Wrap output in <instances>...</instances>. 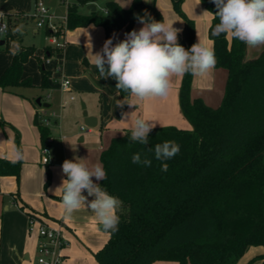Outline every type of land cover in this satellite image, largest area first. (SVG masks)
Instances as JSON below:
<instances>
[{"label": "trees", "instance_id": "obj_1", "mask_svg": "<svg viewBox=\"0 0 264 264\" xmlns=\"http://www.w3.org/2000/svg\"><path fill=\"white\" fill-rule=\"evenodd\" d=\"M98 1L67 3L66 28L100 26L105 41L113 33L117 38L122 30H130L145 12L156 21H163L159 8L143 0H131L126 8L115 0H106L101 12L83 13L79 9ZM199 1L211 13L207 37L217 58L215 68L226 70L222 99L217 107H210L200 97H192L193 75L187 73L181 76L178 105L190 128L156 126L149 134V143L143 146L130 143L126 130L101 151L100 162L107 178L97 183L118 197L122 206L117 213L118 231L106 232V242L93 253L97 264H152L157 260L235 264L250 246L264 248V49L247 58L245 43L230 35L212 36V29L219 22L213 15L217 9L211 0ZM181 2L173 0V5L186 19L188 35L183 40L178 34V42L189 49L194 44L195 27L181 11ZM4 16L6 32L0 34V52L7 50L9 40L20 46L23 35L12 15ZM52 50L47 49V53ZM32 56V46H20L19 54L13 56L0 75L3 91L32 86L28 78H22L23 65ZM48 75L41 68L39 87H47ZM118 93L120 100L127 96L121 90ZM34 123L44 143L48 127L37 115ZM168 140L176 141L180 152L165 161L168 169L162 171V162L147 152ZM136 152L147 154L151 166L133 164L131 157ZM21 164V159L0 157V176H14L18 181ZM253 259L264 264V253Z\"/></svg>", "mask_w": 264, "mask_h": 264}, {"label": "clouds", "instance_id": "obj_2", "mask_svg": "<svg viewBox=\"0 0 264 264\" xmlns=\"http://www.w3.org/2000/svg\"><path fill=\"white\" fill-rule=\"evenodd\" d=\"M217 11L213 14L219 22L212 29V36L230 35L249 47L264 46V0H211ZM205 11L204 13H207ZM203 13V14H204ZM2 16V13H0ZM142 27L124 34V39L113 43L116 34L104 41L102 48L92 54V63L100 77L116 81L115 87L127 93L117 107L138 106L139 102L151 98H166L172 88V78L187 73L193 76L209 74L217 64L213 48L200 42L189 49L178 42L181 31L173 23L156 21L150 14L137 17ZM19 31V29H17ZM6 32L0 26V34ZM20 46L13 42L9 50L18 55ZM122 121L128 123L130 143L147 145L149 134L156 127V121L146 120L135 112L121 113ZM180 152V145L174 140L155 144L148 149L154 158L162 162V171H167L168 161ZM16 160L23 158L16 151ZM143 155V158H142ZM136 165L150 167L152 160L147 154L136 152L131 157ZM62 204L64 213L70 217L75 211L86 208L91 211L105 232L118 231V210L122 201L110 195L98 181L107 178L102 163L89 164L86 159L74 157L64 160L62 165ZM93 178H95L94 182ZM86 191L87 195L83 193ZM88 197L93 199L88 200Z\"/></svg>", "mask_w": 264, "mask_h": 264}, {"label": "crops", "instance_id": "obj_3", "mask_svg": "<svg viewBox=\"0 0 264 264\" xmlns=\"http://www.w3.org/2000/svg\"><path fill=\"white\" fill-rule=\"evenodd\" d=\"M31 1L32 0H0V12H5L6 10L14 11L13 13H6L10 15L29 12V10L31 9ZM68 1L72 2L73 0ZM104 1L106 0H99V6H103ZM143 1L146 3H154L147 2L148 0ZM97 5L98 3H95V10H97ZM200 6L202 7V9H204L201 3ZM47 8L51 13L54 14L52 8H50L49 6H47ZM79 9L83 13H86L88 11L86 9V6ZM204 11L207 10L204 9ZM203 20H205V29L202 35L197 36L196 43L200 42L212 48V43L208 39L206 33L211 20V13H204ZM21 22L22 23L20 25V28L22 29L23 35L21 38L20 46L23 49L26 46L30 45H26L24 43V37L28 22H25L22 19ZM141 27L142 24L136 23L133 26V30H139V28ZM99 28L102 29V27L100 26L90 24L85 27H78L75 30L73 29V31L71 30L67 35L69 37H84L85 39L80 40L79 42L86 46L84 48V53H86L87 56L91 58L92 53L89 52L91 49L96 48L95 52L101 49L100 44L92 45L90 41L91 34L97 33V35H100L101 32ZM34 31L36 32V30ZM82 32H85L83 33L84 36L82 35ZM179 33V35L184 38L185 31L181 29ZM117 41H119V38H117L114 43H116ZM13 42L14 41H11L12 46ZM49 48H51L50 45L44 47L46 51ZM261 48L264 49V46L253 48L246 45V54L249 51L253 54H258L262 50ZM1 53L2 52H0V54ZM45 55L46 57L50 58V53L46 52ZM51 61L52 59L50 58L48 62L46 61V63L50 64ZM58 61L60 62L61 60L58 58ZM8 64L9 57L0 56V72L1 70L3 72ZM59 70H62L61 66L59 67ZM98 75L99 73L96 69L95 76L97 77ZM225 79L226 72L217 70L216 68H214L209 74H206L204 76H193L190 94L192 97H200L204 101V103L210 107H217L222 99ZM180 80L181 77L172 78V88L170 94L166 98H151L139 102L138 106L129 107L127 104H125L123 108L119 107L118 109L119 111H122L124 109V112L126 113L135 112V115L142 116L146 120L156 121V126L172 124L181 128H190L189 123L181 115L179 110L178 88ZM103 81L104 78L101 77V83ZM220 84L221 86H223V89L222 87L220 88ZM31 87H39V84L36 85L32 83ZM67 91H70V89ZM116 98L118 99V101L120 100L118 89L116 91ZM74 100L75 97L73 99L69 98V101ZM35 105H37L35 103V99L22 92L20 93V91L18 92V90H16L15 92H7L3 91L0 88L1 158L16 159L15 154L17 150H19L22 155H24V150L28 145L26 142H28L29 139L32 141V145L35 146V149L39 146V141L41 143L39 130L34 123L36 112ZM87 114L96 117V126L84 128V130L87 133H91V131L95 129L92 132L96 134L100 131L99 135L103 138V141L99 143L98 146H94L93 153H90L88 149V160L89 164L91 165L95 162L101 163V151L109 145L110 140L113 137L123 135L126 130H128L129 125L128 123L122 121V116L119 114L118 117L120 118V120L118 122H114L113 124L107 123L108 125H106L103 130H99L101 129V117L94 110H88ZM164 120H169L171 123L166 124L165 122L169 121ZM13 130H16V132H18L19 140L22 144L21 150L19 148L20 146H18L17 149H15L13 146ZM48 130V136L52 137V140L48 144H46L48 148V162H50L53 158V156H50V145L51 142H53L54 138L53 135L50 134L49 128ZM56 138L59 141H62L59 135ZM78 141L82 142L83 136L80 135ZM43 145L44 143H41V146ZM21 160L23 164V159ZM48 162H46L45 164H47ZM93 180L94 182H97L95 181V178H93ZM18 184L19 179L17 181L14 176H0V264H25L24 261L29 259V255L32 252L31 250H34L36 252L38 236L36 241L34 238H31L27 232L29 212L38 214L43 217V219L48 221V223L52 224L53 226H59L61 228L64 238L68 241V245L64 249L65 260L63 264H97V262H95L96 260L93 256V253L103 246L108 238V235L105 231L102 230V227L99 225V222L95 218V215L87 209V206L86 208L75 211L70 217H68L65 215L63 209L62 192L52 194V196H54L56 199H59L58 203L51 202L49 205H34L28 198L25 197L24 194L21 193L20 195ZM83 194L87 195L86 191ZM91 199H93V197H88V200ZM261 253H264V248L262 247H260L256 251L255 255H259ZM173 264L175 263L173 262Z\"/></svg>", "mask_w": 264, "mask_h": 264}, {"label": "rangeland", "instance_id": "obj_4", "mask_svg": "<svg viewBox=\"0 0 264 264\" xmlns=\"http://www.w3.org/2000/svg\"><path fill=\"white\" fill-rule=\"evenodd\" d=\"M65 1L43 0V3L45 6H49L53 9L54 16L58 18L57 21H62L65 17ZM69 2L70 1H68V3ZM116 2L123 8H126L130 5L131 0H116ZM147 2H154L162 13L163 21L173 23L174 28L185 31L184 38H181L183 40L187 39L188 28L186 19L174 7L173 0H148ZM97 3V11L101 12L102 6H99V1ZM33 8L34 0L31 1V9L29 12H23L20 15H12V20H15L20 26L22 23L21 19L24 20L23 18L29 17L33 12ZM180 9L185 17L194 22L195 44L197 36L202 35L205 29V20H203V13L205 11L200 6L199 0H182ZM13 12L12 10H6L0 13L4 15ZM4 20H6V17H4ZM76 28L73 29L75 30ZM73 29H65V33H63V31L61 32L64 34V46L61 49H53L51 51L49 57L52 61L50 64H47L45 61L48 57L45 55L47 51L44 47L49 45V36L46 27H37L32 19L27 24L24 37V43L34 48L35 56L30 57L24 63L22 77L24 79L28 78L31 83L38 85L41 83V68L49 72V75L47 76V87H18L16 90L33 99L40 97L41 102L49 104V107L35 105V115H37L38 119H46L48 117L47 122L43 124L50 129V134L53 135L54 138L50 145V156H53V158L47 164L41 162L40 158L42 142L40 143L39 141V146L36 149L35 146L32 145L30 139L26 142L28 145L24 150L22 158L23 164L20 169L18 188L20 195L21 193L24 194L34 205H49L51 202L58 203L59 199H56L52 194L62 192V189L59 187H61L62 178H66H64L61 169L63 161L66 159L73 160L74 157H79L86 159L89 163L88 149L90 153H93L94 146H98V144L103 141V138L99 135L100 131L96 134L92 132L95 130L93 129L91 133H87L81 128V126L84 125L81 102L84 103L89 111L94 110L101 117V129L99 130H103L106 125H108L107 123L113 124L114 122H118L120 120L118 115H121L122 111L124 112V109L119 111V107H117V88L115 87L114 81L112 79H104L100 85L94 82V79L98 78V76H95L96 68L92 63V57L90 58L84 53V48L86 46L79 42L85 38H79V36L69 37L67 34L71 30L73 31ZM34 30H36V32ZM99 30L101 32L100 35H97V33L91 34L90 41L92 45L100 44L102 48L104 43L103 30L101 28H99ZM132 30L133 27L128 31L122 30L117 38L123 40L125 38L124 34ZM83 33L85 32H82V35ZM30 46H26L25 48H29ZM6 47L7 50L3 51L0 56H8V65H10L13 58V56L9 54V50L12 47L11 40L7 41ZM95 50L96 48H93L89 52L93 54ZM256 55L257 54H253L249 51L246 57L253 58ZM58 58L61 60L60 62ZM60 66L62 70H59ZM216 69L226 72L223 68ZM63 77H66L70 81V91H63L60 89V82ZM221 84L220 88L222 87L223 89ZM70 96H74L75 100L69 101ZM86 107L85 110L88 111ZM41 120L42 119L39 121ZM165 123L169 124L171 122ZM58 135L61 137L62 141L56 138ZM80 135L83 136L82 142L78 141ZM13 144L15 149L20 146L19 148L21 150L22 144L16 130H13ZM47 169L49 170V174ZM47 180L48 182L46 183ZM32 227L33 229L31 231L27 229L28 235L37 241L38 235L36 227ZM260 247L261 246H250L235 264H262L259 259H253L257 256L255 253ZM31 251L29 259L24 261L25 264H37V252L34 250ZM152 264H173V261L157 260Z\"/></svg>", "mask_w": 264, "mask_h": 264}, {"label": "built area", "instance_id": "obj_5", "mask_svg": "<svg viewBox=\"0 0 264 264\" xmlns=\"http://www.w3.org/2000/svg\"><path fill=\"white\" fill-rule=\"evenodd\" d=\"M65 1V0H64ZM66 4L68 1H65ZM4 15L0 16V26H5ZM37 27H46L49 30L48 42L52 49L58 50L64 46V34L66 28V15L62 21H57V17L49 11L47 6L44 5L43 0H34V8L32 14L29 15ZM63 31V33H61ZM48 62L49 59L46 58ZM61 90L70 89V81L67 78H62L60 82ZM73 99V96L69 97ZM42 119V123H46L48 117ZM39 119V120H40ZM81 128H88L84 125ZM52 140L51 136H47L44 145L41 147V162H48V148L47 145ZM36 227L38 242L36 246L37 264H62L65 259L64 249L68 245V241L64 238L62 230L59 226H53L48 223L43 217L38 214H28V230L31 231Z\"/></svg>", "mask_w": 264, "mask_h": 264}, {"label": "water", "instance_id": "obj_6", "mask_svg": "<svg viewBox=\"0 0 264 264\" xmlns=\"http://www.w3.org/2000/svg\"><path fill=\"white\" fill-rule=\"evenodd\" d=\"M96 8L95 4L94 3H88L86 5V9L87 10H90V11H94ZM3 41L1 40L0 41V44H2ZM94 82L97 84V85H100L101 84V77L100 75H98V78L94 79ZM35 103L37 105H40V106H43V107H48L49 104L48 103H45V102H41V99L40 97H36L35 98ZM81 108H82V116H83V123L86 127H95L96 126V117L95 116H92V115H88L87 114V111L85 110V105L84 103L81 102Z\"/></svg>", "mask_w": 264, "mask_h": 264}]
</instances>
